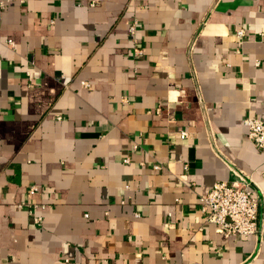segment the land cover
Segmentation results:
<instances>
[{
    "label": "crops",
    "instance_id": "obj_1",
    "mask_svg": "<svg viewBox=\"0 0 264 264\" xmlns=\"http://www.w3.org/2000/svg\"><path fill=\"white\" fill-rule=\"evenodd\" d=\"M91 1L1 13L0 264H264V153L243 124L264 120V0ZM235 172L259 198L245 238L199 206Z\"/></svg>",
    "mask_w": 264,
    "mask_h": 264
},
{
    "label": "built area",
    "instance_id": "obj_2",
    "mask_svg": "<svg viewBox=\"0 0 264 264\" xmlns=\"http://www.w3.org/2000/svg\"><path fill=\"white\" fill-rule=\"evenodd\" d=\"M11 0H0V17L4 11L7 3ZM95 0L91 1L90 5H96ZM137 22L133 20L128 27V33L131 36L132 42V55L138 57L142 54V50L136 47ZM236 38H243L245 31L243 29L234 30ZM12 44L11 41H8ZM84 87L87 84L82 83ZM59 119V117H57ZM247 130V138L255 147L264 153V120L257 117H246L243 122ZM180 137L184 139L187 137L185 131L180 132ZM127 161V160H126ZM125 161V162H126ZM237 177L233 182L218 181L215 182L210 190L199 198L200 210L204 215V222L213 225L216 232L226 238H245L253 236L259 232L258 226V207L259 198L255 187L252 183L242 174L236 173ZM38 187L31 186L29 189L30 194L37 193ZM45 209L44 205H31L29 209L35 223H40L41 218L34 216L33 210L37 208ZM69 264L68 260L64 261ZM201 264V263H190Z\"/></svg>",
    "mask_w": 264,
    "mask_h": 264
}]
</instances>
